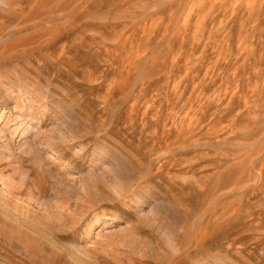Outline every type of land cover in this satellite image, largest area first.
I'll return each mask as SVG.
<instances>
[{
	"label": "rangeland",
	"instance_id": "1",
	"mask_svg": "<svg viewBox=\"0 0 264 264\" xmlns=\"http://www.w3.org/2000/svg\"><path fill=\"white\" fill-rule=\"evenodd\" d=\"M0 264H264V0H0Z\"/></svg>",
	"mask_w": 264,
	"mask_h": 264
}]
</instances>
